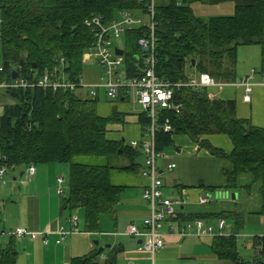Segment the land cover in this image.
<instances>
[{
  "label": "trees",
  "instance_id": "1",
  "mask_svg": "<svg viewBox=\"0 0 264 264\" xmlns=\"http://www.w3.org/2000/svg\"><path fill=\"white\" fill-rule=\"evenodd\" d=\"M149 1L0 0V83L12 82V72L32 81L54 71L67 82L79 83L84 80L83 55L94 42L86 21L98 16L109 25L121 13L133 11L145 17ZM197 3H231L233 14L202 19L192 10ZM154 8L155 73L159 79L177 84L207 74L218 83H236L242 78L236 74L239 47H259L264 69V0H154ZM146 33L141 25L123 35L124 49H119L123 51L122 70L128 78L142 73L146 52L137 42ZM22 60L25 63L20 67ZM208 93L206 88H174L172 107L162 109L156 118V150L163 153L172 148L174 136L188 138L198 149L225 163L224 186L207 191L237 193L240 200H248L247 206L238 205L237 199L229 210L179 213L174 220L180 224L230 221L231 235L212 236L215 258L231 264H264V237L252 238L256 251L250 260L240 256L237 243L248 216L262 218L264 226V129L238 118L235 100L211 98ZM101 99L114 100L103 93L91 97L81 88H0V100L6 101L0 117V163L9 171L66 165L68 194L62 197L60 210L72 215L82 209L84 232L93 234L100 232L101 216L113 213L123 192L112 185V172L139 173L143 168L138 162L143 155L140 149H133L123 139L108 138L109 125L124 124L125 115L114 108L109 116H100ZM115 101L121 102L120 98ZM138 123L142 138L150 124L146 113L138 115ZM165 124L169 132L163 131ZM212 135L225 136L231 142V152L226 154L205 140ZM93 157L104 158L106 164L89 166L79 162ZM121 250L113 246L101 254L93 251L73 258L69 264H118ZM17 257L15 238L10 236L0 250V264H16Z\"/></svg>",
  "mask_w": 264,
  "mask_h": 264
},
{
  "label": "crops",
  "instance_id": "2",
  "mask_svg": "<svg viewBox=\"0 0 264 264\" xmlns=\"http://www.w3.org/2000/svg\"><path fill=\"white\" fill-rule=\"evenodd\" d=\"M223 4L227 6L229 15L233 14V5L231 3ZM239 59L237 51V64H241ZM98 75L95 73L92 80L87 81H95ZM250 75L255 86L249 102L243 101L242 88L225 86L220 91L211 89L209 95L222 100H235L238 118L249 120L253 126L264 129V86L260 84L264 77V69L261 67V60L259 70L250 68L242 71L238 77ZM105 102L98 104L99 115L107 117L112 113V107H115L118 112L125 115L124 121L125 119L133 120L132 125L126 127L127 134H130L129 143L141 140V128L138 123V115L141 113L130 114L127 109H124V101H121L120 104H113L111 101ZM2 114L3 108L0 111V117ZM108 138L120 141L113 137L111 132ZM205 140L226 154L232 150L231 142L225 136L212 135L206 137ZM172 142L173 147L163 152L164 157L157 164L163 182L164 196L174 202L181 201V204L175 207L176 216L179 213L188 215L204 210L231 209L234 200H231V206L228 203L223 204V200L211 202L205 206L198 203L200 196L211 194L207 191L208 188L219 189L224 186L222 170L225 163L211 156L206 150L198 149L197 145L186 137L174 136ZM79 162L89 166L106 164L104 158H82ZM138 162L140 167L143 166V155L140 156ZM170 164H174L175 168L168 171L167 166ZM49 168L50 170L54 168L56 171L53 177H55L54 185L57 188L56 180L61 177L63 170L56 167ZM45 179V174L43 172L38 174L37 168L31 177H28L26 169L15 168L9 171L6 177L7 184L0 189V250L4 249L10 240V235L7 233L16 227L27 229L34 234L32 237L15 239L18 253L16 264H69L73 258L98 251L99 248L106 245H110V248L117 246L122 249L118 264H128L129 262L134 264H224L212 254L211 236L196 237L193 235L194 229L191 230V235L181 236L180 227L183 224L174 219L166 221L162 227L165 242L163 249L154 255L137 251L141 240L128 235L127 230L132 223L141 227L148 213L146 203L142 198L147 182L138 173L112 172L110 177L112 185L121 187L123 192L113 213L101 216L99 233L84 232L83 212L80 228L78 223V233L66 236L61 243H57L59 229L61 227L65 231L70 229L68 219L72 215L78 218L81 211L80 209L76 210L72 215L68 212H61L62 196L56 194V188L54 192L49 188L44 190L42 185ZM218 191L221 190L216 192ZM247 201L241 200L240 204H244L245 208ZM259 220L263 223L262 218L259 217ZM204 224L212 226L209 223ZM3 232L4 235H2ZM95 242H98V246L94 245ZM250 245L249 249L255 254L256 248L253 247L252 241ZM106 250L108 249H104L105 252Z\"/></svg>",
  "mask_w": 264,
  "mask_h": 264
},
{
  "label": "built area",
  "instance_id": "3",
  "mask_svg": "<svg viewBox=\"0 0 264 264\" xmlns=\"http://www.w3.org/2000/svg\"><path fill=\"white\" fill-rule=\"evenodd\" d=\"M145 17L147 24L143 23L142 18H135L129 12L121 13L118 20L113 21L111 24L106 25L102 18L93 16L86 21V27L90 30L94 37V42L83 55V62H89L92 65H97L101 68L102 76L97 77L95 82L88 83L80 80L79 83L73 84L67 82L57 71L51 74H44L42 77L33 79L32 81L17 77L12 82L7 83L2 81L0 88H42L44 90L51 89L57 91L58 89L75 91L76 89H84L91 97L97 96L98 93L109 99H116L124 101L131 94L135 99V103L139 105L143 113H146L150 120L146 134L139 141H131L130 146L133 149H140L143 153L144 162L143 168L139 171V176L146 180L147 184L143 190L142 198L146 203L148 213L142 222V226L138 227L132 223L127 230V234L139 238L140 245L137 247L138 252H146L154 255L165 246L164 235L162 227L168 220L176 219V206L181 204V201L174 202L164 196L163 182L158 169V161L164 157L163 153L157 152L155 146L156 134V118L162 109H170L172 107V98L174 88L189 87L192 89L206 88L208 92L211 89L220 91L223 87H236L243 89V101L249 102L251 93L255 84L252 82V76H244L238 82L232 84H222L215 81L207 74H199L185 83L172 84L163 81L156 76L155 66L156 60L154 56L155 47V8L154 0H150L146 7ZM1 23V20H0ZM145 26L147 33L146 37L140 38L137 42L141 48H146L145 56L143 57L142 73L138 77L128 78L123 66V56H117L115 50H120L112 46L117 40H120L125 31L133 27ZM86 56L90 58L86 59ZM0 72L2 68L0 67ZM260 84L264 86V77L261 79ZM209 95V93H208ZM210 97V95H209ZM212 98V97H211ZM164 132H169L170 127L165 124ZM175 168L174 164L167 166V170L171 171ZM9 170L7 166L0 163V189L7 184L6 177ZM28 176L35 174V167L30 166L26 171ZM57 188L56 194L62 196L64 191L62 185L63 179L56 180ZM211 202L209 195H202L198 199L199 205H207ZM217 232L222 233L225 228V221H217ZM69 228L67 231L63 227L59 229L57 235L61 243L66 236L78 233V218L71 216L68 219ZM195 230L193 235L196 237L203 236H216L215 228L206 226L203 221L195 220L185 223L180 227L181 236L191 235V230ZM5 233L3 232L2 235ZM15 239L24 237H32L34 234L27 229L16 227L11 232L7 233ZM46 243V242H45ZM128 264H134L129 262Z\"/></svg>",
  "mask_w": 264,
  "mask_h": 264
},
{
  "label": "rangeland",
  "instance_id": "4",
  "mask_svg": "<svg viewBox=\"0 0 264 264\" xmlns=\"http://www.w3.org/2000/svg\"><path fill=\"white\" fill-rule=\"evenodd\" d=\"M230 7V6H228ZM192 10L194 12V15L197 17H201L202 19H208V18H214V17H228L231 16L229 15V11L227 6H225L224 4H220V5H207V4H200L197 3L195 5H193ZM133 16H137L143 19V23L147 24V18L143 17V15L140 12L137 11H133L131 13ZM122 48L124 49V37H122L120 40H117L115 42V44L112 46L113 48ZM259 47L257 46H252V47H239L238 48V53H239V62L241 64H237L236 65V74L237 76H240V74L242 73V71L245 70H249L250 68H254L255 70H259V62H260V58H259ZM123 58V57H122ZM86 59H90L86 56ZM98 73L99 75L97 77H103L102 76V71L101 68L98 67L97 65H92L91 63H89L88 61L85 62L84 66H83V79L84 81L87 80H92V78L94 77V74ZM96 77V78H97ZM89 82V81H87ZM111 101L113 104H120L119 102H116L115 100H109ZM6 101L0 100V111L2 110L4 104ZM100 103V102H99ZM101 103H106L104 99H101ZM124 103V109H127L128 112L130 114H139L142 112V109L139 105H137V103H135V99L133 98V96L130 94L128 96V99L123 102ZM115 107H112V110ZM132 117V116H130ZM134 117V116H133ZM132 119H125L124 124H113V125H109L108 127V131L111 132V134L113 135V137H115L117 140H125L126 144L129 143L130 141V134H127L126 131V127H129L132 125ZM94 158V157H93ZM49 167H56L59 169L63 170V173L60 175L61 179H63L64 184L62 185L63 187V195L62 197H66L67 196V178H68V170L66 165H54V166H47V165H38L37 171L38 174H40L41 172H43L46 176V179L43 181V185L42 188L44 190H46L47 188H49L50 190H52L54 192V189L56 188V185L54 180H55V169L54 168H50ZM61 167V168H60ZM59 173H61L60 171H58ZM50 175V176H49ZM30 177V176H28ZM50 177V179H49ZM57 184V183H56ZM49 186V187H48ZM232 194H236V201L234 200V202L238 201V205L243 206L240 204V199H239V194L237 195V193H233V192H228V191H218L215 194L211 193L209 196L211 198V202H219L220 200H223V204H231V196ZM220 197V199H219ZM232 202V208H233V203ZM80 216H78V223H79V228H80V224H82L83 221V210L80 209ZM79 214V213H78ZM209 224H211L213 227L216 228L217 226V220L216 219H211L209 222ZM185 225V223L183 224V226ZM232 224L230 221H226V225H225V229L224 231L220 234L218 232H216V236H221V235H231L232 233ZM254 236H258V237H262L264 236V226L263 223L260 222L259 217L257 218L256 216H250L248 218H246L245 220V225L243 227V229L240 231L239 235L237 236V243L239 246V253L240 256L245 259V260H250L251 258L254 257L253 251L251 249H249V247H251V241L252 238ZM224 264H231L229 262H222Z\"/></svg>",
  "mask_w": 264,
  "mask_h": 264
},
{
  "label": "water",
  "instance_id": "5",
  "mask_svg": "<svg viewBox=\"0 0 264 264\" xmlns=\"http://www.w3.org/2000/svg\"><path fill=\"white\" fill-rule=\"evenodd\" d=\"M146 50H147L146 48H142V52L145 53ZM115 54L117 56H122L123 55V51H121V50H115ZM24 63H25V61L22 60L21 63H20V67H23L24 66ZM12 78L13 79H16L17 78V73L16 72H12ZM231 199L232 200H235L236 199V194H232ZM94 245L95 246H98V242H95ZM109 248H110V245H106L104 247L99 248L97 252H98V254H101L104 251V249H109Z\"/></svg>",
  "mask_w": 264,
  "mask_h": 264
}]
</instances>
